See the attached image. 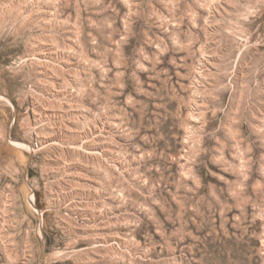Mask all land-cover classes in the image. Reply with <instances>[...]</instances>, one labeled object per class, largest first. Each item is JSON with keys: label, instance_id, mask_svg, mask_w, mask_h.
I'll return each mask as SVG.
<instances>
[{"label": "rangeland", "instance_id": "374dc122", "mask_svg": "<svg viewBox=\"0 0 264 264\" xmlns=\"http://www.w3.org/2000/svg\"><path fill=\"white\" fill-rule=\"evenodd\" d=\"M0 264H264V0H0Z\"/></svg>", "mask_w": 264, "mask_h": 264}]
</instances>
